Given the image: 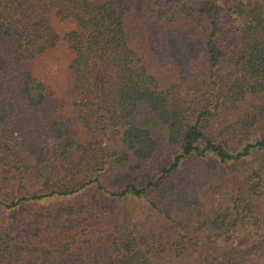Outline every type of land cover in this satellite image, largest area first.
<instances>
[{
  "label": "trees",
  "instance_id": "16d2710c",
  "mask_svg": "<svg viewBox=\"0 0 264 264\" xmlns=\"http://www.w3.org/2000/svg\"><path fill=\"white\" fill-rule=\"evenodd\" d=\"M0 264H264V0H0Z\"/></svg>",
  "mask_w": 264,
  "mask_h": 264
},
{
  "label": "rangeland",
  "instance_id": "374dc122",
  "mask_svg": "<svg viewBox=\"0 0 264 264\" xmlns=\"http://www.w3.org/2000/svg\"><path fill=\"white\" fill-rule=\"evenodd\" d=\"M198 18H199V16L194 14L193 23L195 25L193 27H195V28H197L196 26H198V22H199ZM184 33H185L184 30H177L176 29L172 35H169L167 33L165 34V38H167L170 41V43H163V48L159 51L160 53H158L159 55H162V56L167 58L165 65L168 64V61L170 63L172 62L171 56L176 55V57L174 58V61L176 62L177 57H178L180 63H183V65H184V64H188L190 62V59L196 55L195 51L191 52L192 56H190V57H187V55L183 54V52L185 51V47L181 46V44L183 43L182 39H181V35H183ZM140 36L142 38L140 40V44L144 48H147L148 43H149L148 36L145 35L144 33H140ZM183 37H185V36L183 35Z\"/></svg>",
  "mask_w": 264,
  "mask_h": 264
}]
</instances>
